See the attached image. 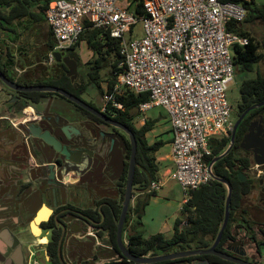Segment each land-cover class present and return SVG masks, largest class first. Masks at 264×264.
<instances>
[{"label":"trees","instance_id":"1","mask_svg":"<svg viewBox=\"0 0 264 264\" xmlns=\"http://www.w3.org/2000/svg\"><path fill=\"white\" fill-rule=\"evenodd\" d=\"M226 1L238 3L246 11L241 22H232L228 25L229 30L246 36L248 39L247 44L235 45L232 48L235 79L239 81L237 107L239 112H243L251 105L258 103L261 105L250 109L238 124L232 147L212 165L214 178L188 192V198L180 208L181 216L175 219L173 233L170 237L161 232L150 235L143 233L142 216L151 196L155 195L156 192L148 190L150 183L158 178L156 152L164 144V141L157 139L149 143L146 137L147 132L153 128L154 120L148 118L144 119L141 125L135 123V117L140 112L138 110L140 104L148 100L147 93H136L126 87H122L119 92H114V87L118 82V74L122 69L119 66L121 61L120 40L110 37L105 30L91 27L86 23L79 42L73 48L77 49L78 44L84 41L92 51L93 58L83 64L78 78L71 80L64 71L58 68L56 75L49 79L22 80L24 84L45 83L58 86L79 97L92 85L103 97L106 94L113 95V100H107L102 106H95L91 102L87 103L102 110L107 116L119 123L126 125L136 138L133 201L128 206L122 227V238L123 231L125 230L127 233L126 249L133 255L155 256L178 250L209 248L214 242L224 218L227 188L221 181L222 179L226 180L231 187L230 211L228 223L216 249L225 251L227 246L253 243L258 251L259 242L264 239V221L251 220L248 217V210L243 204L245 198L255 188L256 180L249 175L255 163L248 151L239 148V143L247 131L249 121L258 116H262L264 119V33L261 39H258L252 30L257 25H261L264 30V0ZM143 2L144 0H127L126 8L139 14L144 13ZM47 6L48 0H0V32L14 41L15 37H18L22 32L21 27L32 28L35 23H46L44 13ZM42 35L47 39L45 43L47 51L53 49L54 40L48 25ZM3 45L4 50L0 49V70L9 79L14 80L15 72L10 66L14 65L15 61L11 55L10 47L2 41L0 46ZM7 69L11 74H8ZM102 83L105 85L102 86ZM20 94L23 97L24 105L38 103L42 98L51 95L65 99L82 114V118L86 117L84 125L89 134L94 139L107 143L106 152L101 155L96 154L95 161L102 168L104 191L114 180L118 198H111L110 196L103 198V219L100 223L102 230L98 232V236L103 237V233L106 234L107 237L104 239L106 246L98 247L90 259H84L80 264H95L102 258L106 260L98 264H140L121 256L116 244L117 218L121 210L130 156V143L127 135L57 93L28 91ZM114 103L118 104L119 107ZM133 111L135 112L133 113ZM78 119L77 117L72 118L73 121ZM101 125L107 128L104 129ZM231 134L232 132L229 136L217 135L210 138L211 154L206 157L207 163L224 151L230 141ZM259 167L262 169L263 166L260 165ZM239 172L245 175L244 180L239 179ZM240 228H243L244 231L243 238L241 236L239 238ZM61 232L60 228H56L54 239L51 238V242L46 246L50 257L53 259L52 264H79L77 261L70 263L68 259L63 258L61 250H63L64 238L61 236ZM115 256L118 259H114ZM244 258L248 259L246 256ZM185 259L188 262L206 260L209 264H236L212 254L190 255ZM252 261L258 264L257 261ZM171 262L172 260H166L148 264H169Z\"/></svg>","mask_w":264,"mask_h":264},{"label":"built area","instance_id":"2","mask_svg":"<svg viewBox=\"0 0 264 264\" xmlns=\"http://www.w3.org/2000/svg\"><path fill=\"white\" fill-rule=\"evenodd\" d=\"M123 2L127 0H48L44 18L52 50L75 46L86 23L120 40L122 69L114 92L126 87L147 93L138 110L162 107L167 113L174 164L168 178L178 182L186 201L190 190L212 179L206 162L210 138L229 136L233 129L226 97L235 77L232 48L248 39L228 25L241 22L246 11L226 0H144L139 14ZM138 23L142 36L127 38ZM104 98L113 100V95ZM162 182L157 178L148 190L156 191ZM28 264H35L31 256Z\"/></svg>","mask_w":264,"mask_h":264},{"label":"flooded vegetation","instance_id":"3","mask_svg":"<svg viewBox=\"0 0 264 264\" xmlns=\"http://www.w3.org/2000/svg\"><path fill=\"white\" fill-rule=\"evenodd\" d=\"M43 38H45L44 46L42 45L40 48L41 51L47 50L45 45L47 39L46 37ZM9 47L15 61L14 65L10 66L13 68L14 72L18 64L17 61L22 58L24 54L26 55L28 53H24L21 50L13 52V48H11V46ZM72 48L73 47L66 50L51 49L46 53L48 59L46 60L48 63H53L56 67V70H53L55 73H57V69L60 68V70L64 71L67 75V66L62 61L56 60L53 53L57 51L61 53V57L68 56L73 59L77 64V74L74 78L76 79L79 77L83 64L85 63L81 62L80 55L76 51L77 49ZM44 51H42V54H39V59L42 58ZM49 53L52 54V57L49 56ZM15 54L18 57H16ZM39 62L41 61L39 60ZM31 66L32 65L28 66L29 72ZM7 71L8 74H11L8 69ZM26 71L25 67H22L20 70V72H24V75ZM3 74L7 77L5 73ZM29 77L23 76V78H19L15 74V79L12 81L24 84L22 83L23 79L26 81H33L36 79L31 73ZM49 78H51V76L47 78H38L36 80H46ZM1 87L0 264H28L30 256L35 261V264H52L53 259L50 257L46 246L51 242V238L54 239V230L56 228L61 229V236L64 238V242L68 236L69 230L79 235L82 241H79L80 249L78 250V248H76V253L74 255L77 259L74 261L80 264L86 259L84 258L86 254L87 257H89L87 259L92 257L94 250L102 246L97 244L98 241L102 242L103 240L102 236H98V232L102 230L100 228V223L103 219L102 207L104 204L102 168L99 166V163L95 161L96 154L100 153L96 151L95 145L91 143V139L87 138L81 131V128L87 131L84 125L86 117L82 118V114H80L70 102L59 96H47L42 98L38 103L24 105L23 97L20 93L25 91H17L6 85ZM41 102L42 107H33ZM28 109H30L29 112H27ZM243 112H239L238 107L234 109L233 124ZM76 117L79 119L73 121L72 118ZM260 118H262L261 125L259 124ZM251 122H255L253 130L256 131L259 128L261 136L264 138L263 117L258 116L252 118L246 128L247 131ZM35 126L39 127L40 133L47 131L50 135L54 136L59 141L60 148L56 149L40 136L35 135L33 133V127ZM73 128L78 130L79 134L73 132ZM91 138L97 140L92 136ZM90 151L92 152L91 155L89 154ZM248 153L253 158V154L250 151H248ZM88 156L91 158L89 163L87 161ZM75 164L81 166L78 168ZM73 165L75 167H73ZM262 166V170H264V165ZM66 174H68L69 177L75 178V180H65L64 176ZM260 177L258 182L259 184L262 183L261 188L264 191V175ZM111 192L112 189L108 187L106 194L111 195ZM262 199L261 197L260 202L264 203ZM44 206L50 210L48 218L39 223H35L37 213L43 216ZM12 212H16V222L10 219L12 216L9 214ZM6 228L9 229L14 236L15 239L13 241L10 239L11 237H8L4 232ZM35 228L36 230H34ZM89 228L91 232L87 233ZM28 235H32L33 241L40 238L39 236L43 238V236L46 235L47 240H37V243L31 241L30 243L27 242V244H24L22 240H27ZM240 236L241 238L244 236L243 228L239 229V238ZM84 239H86V241ZM262 242H264V239L260 240L258 251L253 243H247L254 247L257 258L249 257L246 254L244 245H238L237 247L242 246L245 251V255H243L242 258L246 256L248 257L246 260L250 262L254 260L260 264L261 260L259 257L262 255L260 244ZM17 244H21V255L19 256H16L15 251ZM235 247L236 246H227L225 252L234 253L239 256ZM61 252L63 253V258L68 259L64 248ZM9 257L11 258L10 261L8 259ZM80 259L81 261H79ZM172 261L174 262L175 260ZM191 262L192 261H187L186 264H190ZM95 264H98V262L96 261Z\"/></svg>","mask_w":264,"mask_h":264},{"label":"water","instance_id":"4","mask_svg":"<svg viewBox=\"0 0 264 264\" xmlns=\"http://www.w3.org/2000/svg\"><path fill=\"white\" fill-rule=\"evenodd\" d=\"M53 56L55 57L56 60L62 61L67 66V68H68L67 75L71 78V80H74V78L76 77V74H77L76 62L73 59L69 58L68 56L61 57V53L57 52V51L53 53ZM3 85H6L9 88L17 90V91H25V92L39 91V92H55V93H58V94L62 95L63 97H65L66 99H68L69 101L74 102L76 105H78V106L84 108L85 110H87L88 112L92 113L93 115L101 118L104 122L120 129L121 131H123L127 135L129 143H130V156H129V160H128L125 190H124V194H123V200L121 202V210H120V214L117 218V231H116V244L119 248L121 256L127 258L130 261H134V262L140 263V264L156 263V262L166 261V260H175L174 262L172 261V263H169V264H186L187 261H186L185 257H188L190 255L212 254V255L218 256L224 260L234 262L236 264H255L253 262H250L249 260L242 258V256L245 255V251L242 248V246H239V247L236 246L235 247L239 256L233 255L229 252L219 251L216 249V246L219 243V241L222 237V233H223V231H224V229L228 223L229 211H230L229 207H230L231 187H230V184L226 180H223V179L221 181L225 184V186L227 188V194H226V199H225L224 218H223L221 227H220V229L216 235V238L209 248L179 250V251L169 252L166 254H160V255H155V256H148V255L147 256H136V255L129 253L127 251L125 243L122 239V227H123V223H124V220L126 217V213L128 211V206H129V204L131 202V198H132L133 176H134V170H135L136 150H137V142H136V138L134 136V133L126 125L119 123L118 121L112 119L111 117L107 116L102 110H99V109L93 107L92 105H90L89 103L84 101L79 96H76V95L72 94L71 92H69V91H67L61 87L54 86L51 84H19V83H16V82L10 80L9 78H7L0 70V89L2 88L1 86H3ZM260 105H261V103L249 106L233 124L231 138H230V141H229L227 147L224 149L223 152H221L219 155L215 156L209 162L208 167H209V170L211 172L212 178H214L213 171H212V165L214 164V162L217 159H219L221 156L225 155L229 151V149L232 147V144L234 142V134H235V130L237 128V125L239 124L241 119L244 117V115L250 109L256 108ZM259 121H260L259 124L261 125L262 118H260ZM254 124H255V122L250 123L247 133L242 137V139L239 143V148L244 150V151H250L253 154V159H254L255 165L260 166V165H264V138L261 136V131L259 128L256 131L253 130ZM33 128H34L33 133L35 135L40 136L47 143L53 145L56 149L60 148L59 141L54 136L50 135L47 131L40 133L39 127L35 126ZM73 132H76L79 134V131L74 129V128H73ZM89 154L91 155L92 152L90 151ZM68 158H70V157H68ZM71 159H74V158H71ZM90 159L91 158L88 156L87 157L88 163L90 162ZM75 166H77V165L75 164ZM75 166L73 165V167H75ZM80 166L81 165H79L77 167L79 168ZM238 176H239L240 180L245 179V175H243L241 172L238 173ZM64 179L69 180V181L75 180V178L69 177L68 174H66L64 176ZM43 209H44V211L42 213L43 216L41 214L39 215L37 213L35 223H39L40 221L46 220L48 218V214H49L50 210L46 206H44ZM4 232L7 234L8 237H11L10 239L12 241L15 239L14 236L12 235V233L9 231V229H7V228L4 229ZM43 237L45 238V240H47L46 235ZM40 238H41V236H40ZM238 248H239V250H238ZM15 251H16V256L21 255V244H19V245L17 244ZM8 259H9V261L11 260L10 257ZM206 263L209 264L208 261H206Z\"/></svg>","mask_w":264,"mask_h":264},{"label":"rangeland","instance_id":"5","mask_svg":"<svg viewBox=\"0 0 264 264\" xmlns=\"http://www.w3.org/2000/svg\"><path fill=\"white\" fill-rule=\"evenodd\" d=\"M123 5L126 6V3L123 2ZM21 28L23 29L22 32L18 35V37H15L14 41H11L10 38H7L6 34H3L0 32V43L3 41L6 45L11 46V48H13V50H12L13 52H15L16 50H19V51L21 50L24 53H26V52L28 53L26 55L24 54L23 57L17 61L18 64H17L15 71H14L16 76L19 78H23V76L28 78L30 73L32 76H35L36 78H47L50 76L51 77L55 76L56 73L53 70L54 69L56 70V67L53 65V63L47 62V60H48L47 56H46L47 50H45V51L42 50V51H44L43 56L41 59L38 58L39 54H42V51L40 48L42 47V45L44 46V39H45V38H43L42 33H45V30L47 29V24L45 22L42 24L35 23L32 28L31 27L30 28L21 27ZM252 30L255 32V35L257 36V38L261 39V37L263 36V33H264L262 26L257 25L256 27H253ZM142 34H143V32H142L141 23H138L133 27L132 33H126V37L129 38L132 36V38H138V37H141ZM0 49L4 50V45L0 46ZM10 51H11V49H10ZM76 51L80 55L82 63H86L89 60H92V58H93L92 51L86 46V43L84 41H81L78 44ZM15 56L18 57L16 54H15ZM39 60L41 62H39ZM33 64H35V65H33ZM30 65H32V66H31V68H30L31 70L29 72L28 66H30ZM22 67H25V69L27 70L25 72V75L23 74L24 72H20ZM104 85L105 84L102 83V86H104ZM226 97H227V100H228V102L232 108L231 119L233 120V118H234L233 112H234V109L237 107V104L239 101V81L237 79H235V77H234L233 82L229 85L228 89L226 90ZM81 98L83 100H85L86 102H91L95 106L104 105L105 100H106L103 96H101L97 92V89L94 85L89 86L87 88L86 92L81 95ZM33 107H35V108L42 107V102L37 104V105H34ZM161 109H163V108L162 107H154V108H151V109L146 110L144 112H139V113L137 112L138 114L135 117V123L137 125H141L143 123L144 119L149 118L148 115L154 113L155 111L161 110ZM134 112L135 111H133V113ZM102 127L104 129L107 128L106 126H102ZM158 129H159V126L154 127L153 131H150L146 134V137L150 143L157 140L153 136L155 135V131H158ZM81 131L87 138L91 139V143L93 145H95L96 151L98 153L103 154L106 152L107 143H102L98 139L93 140L91 138L89 132L86 131L84 128H81ZM160 148H161L160 151L162 153H165L166 151H168L167 145L161 146ZM163 170H164V166L161 165L160 163H158V178H160L161 181H162V177H163L162 176ZM171 170H172V167H171ZM249 175L252 176L256 180L255 181V188L245 198V201L243 202V204H244V207H246V209L248 210V217L251 220L261 222V221H264V211H263L264 210V208H263L264 203L260 202V198L261 197L264 198V191L261 188L262 183L259 184L258 179L261 178L260 177L261 175H264V170H262L259 166L254 164ZM114 182L115 181L113 180V182L110 183V186L114 187V184H115ZM160 188L157 189L158 191L156 190L157 191L156 194L157 195H166L167 194V197H169L168 201H163L162 203H159L156 206V207L160 206V208H161L160 218L163 219V217L165 215H168L170 213H172V214L174 213L175 216L180 217L181 214L178 211V208H179V206L181 207V205L184 202V198H186V196L183 193L181 186L178 184V182L176 180H174L170 177L169 178L167 177L166 183L164 184L163 187H160ZM132 200H133V197L131 198V202H132ZM151 210H152V208H151ZM154 211H155V209H154ZM9 215L12 216V218H10V219L13 220L14 222H16V220H17L16 212L15 213L12 212ZM156 215H158V214H156ZM156 215H155V217H156ZM152 222L153 221L151 220V222L149 223V227L152 224ZM147 230H143V233L145 235L148 232ZM126 237H127V233L124 230L123 231V239H126ZM32 239H33L32 235H28L27 240H22V241L24 242V244H27V242L30 243L31 241H33ZM37 240L38 241H45V238L44 237L38 238ZM37 240H34L33 242L36 243ZM260 249H261L262 254H264V242H262L260 244ZM74 259L76 260L77 257L74 256ZM79 261H81V259ZM260 264H264V262H261Z\"/></svg>","mask_w":264,"mask_h":264},{"label":"crops","instance_id":"6","mask_svg":"<svg viewBox=\"0 0 264 264\" xmlns=\"http://www.w3.org/2000/svg\"><path fill=\"white\" fill-rule=\"evenodd\" d=\"M29 110L30 109H28L27 112H29ZM148 117L150 119L154 120L153 128L150 131H153L154 127L159 126L158 131H155V135L153 137L156 138V139L163 140L164 144L162 146H165V145L168 146V151H166L165 153H162L160 151L161 148H159V150L156 152L157 164L160 163L161 165L164 166V170L162 172V176H163L162 177V181L163 182H162V185H161V187H163L164 184L167 181L168 173L172 172V170L174 168V166H173L174 164H173V161H172V158H171L172 133H171V128H170V123H169V120H168L167 113L163 109L155 111L154 113L148 115ZM150 131H148V132H150ZM171 167H172V170H171ZM108 187H110L112 189L111 195L106 194L107 190H105L104 194H103V197L104 196H110L111 198H118V194H117V191H116L115 187L110 186V184H109ZM157 191L155 192V195L151 196V198L149 200V203L145 207L144 214L142 216L143 230H147L148 229L147 230L148 232H147L146 235H150V234H155V233L161 232L165 236L170 237L172 235V233H173L174 220L178 216H175L174 213L173 214L170 213L168 215H165L163 217V219L160 218L161 208H160V206L159 207H156V206H157V204L162 203L163 201H168L169 197H167V194L166 195H157L156 194ZM151 208H152V210H151ZM180 208L181 207L179 206V208H178L179 212H180ZM154 209H155V211H154ZM156 214H158V215H156ZM155 215H156V217H155ZM151 220L153 222H152V224L149 227V223L151 222ZM90 232H91V229L89 228L87 233H90ZM106 237H107L106 234L103 233L102 242L98 241L97 244L102 245V246H106L105 245V241H104V239ZM80 240H81V238L79 237V235L77 233H73L72 231L69 230L68 236L66 237V240H65V242L63 244V248L66 251V256H67V258H68V260L70 262L75 260L74 259V256H75L74 254L76 253V248H78V250L80 249V247H79V245H80L79 241ZM84 240L86 241V239H84ZM123 241H124V243H126V239H123ZM244 249L246 251V254L249 257H256L257 258V255H256V252L254 250V247L251 244H245L244 245ZM81 255H84V254H81ZM84 258L87 259L89 257H87V254H86L84 256ZM113 258L116 259L117 256H115ZM259 259L261 260V262H264V254H262L259 257ZM105 260L106 259L102 258V259L98 260L97 262L100 263V262H103ZM190 264H207V263H206V260H194Z\"/></svg>","mask_w":264,"mask_h":264},{"label":"bare ground","instance_id":"7","mask_svg":"<svg viewBox=\"0 0 264 264\" xmlns=\"http://www.w3.org/2000/svg\"><path fill=\"white\" fill-rule=\"evenodd\" d=\"M34 230H36V228H35ZM36 232H37V231H36Z\"/></svg>","mask_w":264,"mask_h":264}]
</instances>
